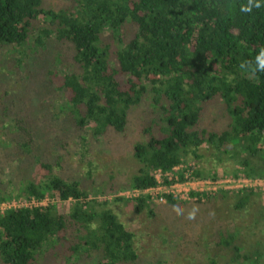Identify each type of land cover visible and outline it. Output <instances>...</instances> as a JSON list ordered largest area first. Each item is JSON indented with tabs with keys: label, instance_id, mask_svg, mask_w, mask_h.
Instances as JSON below:
<instances>
[{
	"label": "trees",
	"instance_id": "1",
	"mask_svg": "<svg viewBox=\"0 0 264 264\" xmlns=\"http://www.w3.org/2000/svg\"><path fill=\"white\" fill-rule=\"evenodd\" d=\"M259 3L248 13L241 10L248 0H70L56 9L43 0H0V154L22 179L0 185V202L46 194L74 200L65 212L57 202L0 211V264H79L83 256L93 264H137L135 234L107 205L131 201L140 211L186 201L87 197L150 186L154 168L182 163L197 177H264V72L240 69L264 46ZM210 105L228 116L219 130L203 124ZM141 106L145 139L133 144L140 167L128 183L89 186L84 177L54 172L57 165L44 155L48 142L76 145L84 162L90 139L126 133ZM203 144L235 166L213 171L197 163ZM37 168L43 172L33 181L28 176ZM261 195L221 191L206 202L231 198L238 208ZM213 236L217 245L233 240L220 226Z\"/></svg>",
	"mask_w": 264,
	"mask_h": 264
},
{
	"label": "rangeland",
	"instance_id": "2",
	"mask_svg": "<svg viewBox=\"0 0 264 264\" xmlns=\"http://www.w3.org/2000/svg\"><path fill=\"white\" fill-rule=\"evenodd\" d=\"M69 3L70 0H43L45 7L54 9ZM59 107L60 104L55 103L53 113H59ZM146 108L147 106H141L129 115L126 133L116 134L109 130L98 140L90 139L84 162L78 159L74 152L77 146L72 143L65 149L52 148L48 142L47 147L43 145L44 155L57 165L54 172L63 177H84V183L89 186H104L108 183L125 185L140 167L133 157L132 148L136 141L145 139L141 128L145 125ZM221 108V105L208 106L204 112L203 124L215 130L223 128L229 119L222 114ZM47 122L40 120L38 124L46 127ZM46 136L48 131L44 137ZM0 148L3 149L1 144ZM53 152L60 158L57 159ZM201 153L202 157L195 161L205 167H213V171H229L235 166L233 159L216 155L206 144H203ZM10 162V157L5 158L0 154V185L11 188L14 185L7 184L9 177L16 180L14 183H20L22 179L15 177L14 167L9 168ZM42 172L40 168L34 169L28 178L38 181ZM87 172L92 174L91 182L87 178ZM13 192L16 193L17 189ZM56 205L65 212L71 203L60 202ZM107 206L135 234L139 256L137 264L264 263V194L253 197L246 205L238 208L231 198L204 203H176L171 206L148 203L140 211L134 209L131 201H111ZM193 214L194 218H189ZM219 226L232 234L230 245L215 243L213 232ZM78 263L93 264L84 256Z\"/></svg>",
	"mask_w": 264,
	"mask_h": 264
},
{
	"label": "built area",
	"instance_id": "3",
	"mask_svg": "<svg viewBox=\"0 0 264 264\" xmlns=\"http://www.w3.org/2000/svg\"><path fill=\"white\" fill-rule=\"evenodd\" d=\"M192 165V164H190ZM150 175L154 178V184L144 187H129L117 190L112 194L89 195L88 199L103 201L113 197H121L129 200H135L140 197H146L147 201L154 203H165L166 197H173L186 202L204 203L208 198L215 196L221 191H240L251 189L264 194V177H245L238 173L234 175L231 172L223 174H212L205 177L194 176L191 168L186 164H177L171 169L162 170L154 168L150 170ZM74 200L52 199L49 195H44L40 200L33 196H20L10 200L0 202V211L8 208L45 206L49 203H72Z\"/></svg>",
	"mask_w": 264,
	"mask_h": 264
},
{
	"label": "clouds",
	"instance_id": "4",
	"mask_svg": "<svg viewBox=\"0 0 264 264\" xmlns=\"http://www.w3.org/2000/svg\"><path fill=\"white\" fill-rule=\"evenodd\" d=\"M260 7L261 3H259V0H248V5L242 7L241 10L250 13L252 12L253 8L258 9ZM240 69L253 76H255L257 73L264 72V46L259 49L254 60L241 62ZM189 218H194V214Z\"/></svg>",
	"mask_w": 264,
	"mask_h": 264
}]
</instances>
